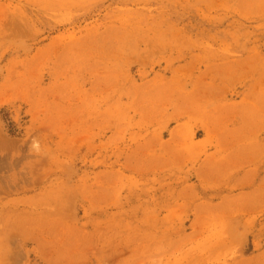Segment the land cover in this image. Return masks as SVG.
Returning a JSON list of instances; mask_svg holds the SVG:
<instances>
[{
	"label": "rangeland",
	"instance_id": "374dc122",
	"mask_svg": "<svg viewBox=\"0 0 264 264\" xmlns=\"http://www.w3.org/2000/svg\"><path fill=\"white\" fill-rule=\"evenodd\" d=\"M0 264H264V0H0Z\"/></svg>",
	"mask_w": 264,
	"mask_h": 264
}]
</instances>
